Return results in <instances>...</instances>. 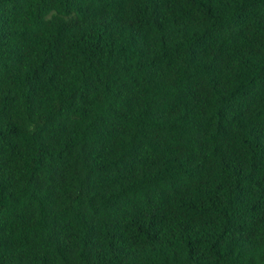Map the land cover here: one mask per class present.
Returning <instances> with one entry per match:
<instances>
[{"label": "trees", "instance_id": "16d2710c", "mask_svg": "<svg viewBox=\"0 0 264 264\" xmlns=\"http://www.w3.org/2000/svg\"><path fill=\"white\" fill-rule=\"evenodd\" d=\"M0 264H264V0H0Z\"/></svg>", "mask_w": 264, "mask_h": 264}]
</instances>
